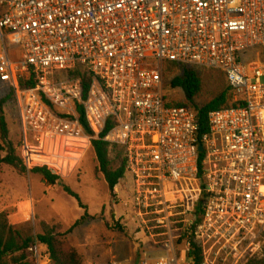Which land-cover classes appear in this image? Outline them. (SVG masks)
Listing matches in <instances>:
<instances>
[{
  "label": "built area",
  "instance_id": "built-area-1",
  "mask_svg": "<svg viewBox=\"0 0 264 264\" xmlns=\"http://www.w3.org/2000/svg\"><path fill=\"white\" fill-rule=\"evenodd\" d=\"M255 49L264 0H0V86L14 97L26 167L67 178L106 127L102 141L123 149L152 252L106 264H184L192 243L202 264H237L264 234V70L242 61ZM167 64L221 72L236 106L209 113L200 136L192 108L166 106ZM76 68L91 80L85 95L69 78ZM182 181L201 192L199 222L183 236L172 213ZM26 254L51 264L43 245Z\"/></svg>",
  "mask_w": 264,
  "mask_h": 264
},
{
  "label": "rangeland",
  "instance_id": "rangeland-1",
  "mask_svg": "<svg viewBox=\"0 0 264 264\" xmlns=\"http://www.w3.org/2000/svg\"><path fill=\"white\" fill-rule=\"evenodd\" d=\"M11 51H15L13 48ZM16 57H11V60ZM258 62L264 70V50H256L246 58ZM210 81V89L202 91L195 99L197 105L209 102L216 90L218 75L202 71ZM180 75L179 69L165 67L163 70V92L172 103L184 101L180 89H172L169 82ZM264 81V79H263ZM3 114L9 131V139L14 145L19 141L17 114L12 105H5ZM19 153V151H18ZM33 151H30V157ZM79 157H75V160ZM115 165H119L116 152L110 154ZM75 160L72 163H75ZM32 167L27 168L30 172ZM19 174L12 168L0 166V213H5L8 224L23 234L35 236L42 233V225L53 230L55 240L65 248L73 249L80 257V264H104L111 260H137V251L142 255L149 248L148 233L140 225V220L131 207L132 184L125 175L111 193L99 172L98 164L89 148L76 170L59 184L48 186L38 175ZM62 186L75 193L86 212L93 219L81 220L84 210L77 202L62 191ZM176 202L172 213L177 214V228L181 236L188 228L187 222H194L200 206L201 192L197 182L182 181L172 187ZM186 221V222H185ZM78 223L77 226L75 224ZM75 226V227H74ZM239 249L237 264H245L250 259H260L264 251V234L256 237L254 245ZM140 249V250H139ZM150 252H152L150 248ZM225 257V253H221ZM226 263L234 264L232 256ZM184 264H193L186 257Z\"/></svg>",
  "mask_w": 264,
  "mask_h": 264
},
{
  "label": "trees",
  "instance_id": "trees-1",
  "mask_svg": "<svg viewBox=\"0 0 264 264\" xmlns=\"http://www.w3.org/2000/svg\"><path fill=\"white\" fill-rule=\"evenodd\" d=\"M256 50L260 49L245 52L242 56V61L246 63L249 62L246 58L251 52ZM165 67L179 69L180 75L169 82V87L172 89H180L184 95L183 102L172 103L164 94L166 106L172 108H192L197 118L200 136L208 133L209 113L236 106L232 103L231 90L228 87L224 74L221 72L209 69H199L191 66H178L175 64H167ZM199 70L215 72L218 75V83L215 85L216 90L214 91L213 97L209 102L202 106L197 105L195 99L202 93V91L210 89V86L208 85L210 84V81L207 80L204 73L202 74ZM69 78L80 80L85 95L91 82L89 77L82 73L81 69L76 68L69 72ZM22 87H33V84H22ZM5 105L14 106V97L10 89L0 86V166L4 165L12 168L19 174H26L28 170L26 167L24 146L21 143L20 138L17 145H14L8 137L9 131L3 114ZM79 121L85 132L91 134L81 115ZM108 130L109 127H106V130L99 140L91 141L90 149L97 161L99 172L103 175L104 181L107 184L109 191L112 193L119 181L126 175V171L123 149L118 146H110L102 141V138ZM113 152H116L117 154V158L120 161L119 165H115L110 158V154ZM202 159L203 155H199V179H201L203 173V166L201 164ZM28 173L38 175L48 186L59 184L62 180L56 173L45 167L33 168ZM62 191L67 196L74 199L77 202L78 207L84 210V215L81 217L80 221L93 219V217H90L87 214L85 206L81 204L75 193L65 186H62ZM196 213L198 215L200 214L199 208L196 210ZM197 217L198 216L194 219V225L199 222ZM77 225L78 223L75 224V226ZM193 228L194 226H191V229ZM34 244H40L46 247L51 264L81 263L79 255L73 249L65 248L55 240L53 230L48 226L42 225V233L38 235H25L16 227L8 224L5 213H0V264H33L27 259L26 250L29 246ZM187 257L193 264H202L201 252L195 243L191 244ZM245 264H264V251L260 259H250Z\"/></svg>",
  "mask_w": 264,
  "mask_h": 264
},
{
  "label": "crops",
  "instance_id": "crops-1",
  "mask_svg": "<svg viewBox=\"0 0 264 264\" xmlns=\"http://www.w3.org/2000/svg\"><path fill=\"white\" fill-rule=\"evenodd\" d=\"M68 178V177H67ZM65 179V178H64ZM140 250V249H139ZM147 252H150V245H149V248L145 251V253H147ZM137 253V255H139L138 257H137V260H132V259H128V260H126V261H131V262H133V263H137L138 261H139V259H140V257H141V254H140V252L138 253V251L136 252ZM144 253V252H143ZM185 260H186V258L184 259V263H185ZM109 262V261H108ZM108 262H106V263H108ZM106 263H104V264H106ZM89 264V263H88ZM90 264H93V263H90ZM95 264V263H94Z\"/></svg>",
  "mask_w": 264,
  "mask_h": 264
},
{
  "label": "water",
  "instance_id": "water-1",
  "mask_svg": "<svg viewBox=\"0 0 264 264\" xmlns=\"http://www.w3.org/2000/svg\"><path fill=\"white\" fill-rule=\"evenodd\" d=\"M199 153H201L203 151V149L201 147L198 148Z\"/></svg>",
  "mask_w": 264,
  "mask_h": 264
}]
</instances>
